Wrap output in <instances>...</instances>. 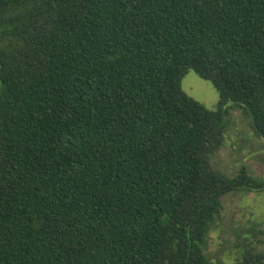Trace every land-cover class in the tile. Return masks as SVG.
<instances>
[{"label":"trees","instance_id":"obj_1","mask_svg":"<svg viewBox=\"0 0 264 264\" xmlns=\"http://www.w3.org/2000/svg\"><path fill=\"white\" fill-rule=\"evenodd\" d=\"M229 104L264 139V0H0V264H209L223 197L264 191L211 164Z\"/></svg>","mask_w":264,"mask_h":264},{"label":"rangeland","instance_id":"obj_2","mask_svg":"<svg viewBox=\"0 0 264 264\" xmlns=\"http://www.w3.org/2000/svg\"><path fill=\"white\" fill-rule=\"evenodd\" d=\"M182 89L209 110H216L219 93L208 81L189 70L182 79ZM227 131L223 145L211 156L213 168L226 176H236L246 168L253 177L264 176V139L255 136L251 120L241 109L229 104ZM223 208L211 224L205 246L209 264L231 262L241 257L247 245L264 253V191L229 193ZM227 261V263H228Z\"/></svg>","mask_w":264,"mask_h":264}]
</instances>
